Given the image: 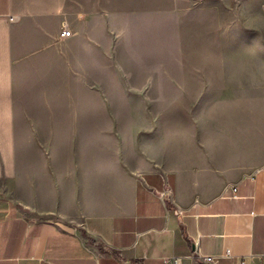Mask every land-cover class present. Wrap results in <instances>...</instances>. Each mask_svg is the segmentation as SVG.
<instances>
[{
  "label": "crops",
  "instance_id": "0c3cea01",
  "mask_svg": "<svg viewBox=\"0 0 264 264\" xmlns=\"http://www.w3.org/2000/svg\"><path fill=\"white\" fill-rule=\"evenodd\" d=\"M252 1L259 41L229 44L226 8L206 2L0 0V264H203L195 245L264 264V0ZM64 23L74 34L60 39ZM164 32L174 110L158 166L74 160L67 110L100 89L144 97L132 75L163 73Z\"/></svg>",
  "mask_w": 264,
  "mask_h": 264
},
{
  "label": "rangeland",
  "instance_id": "374dc122",
  "mask_svg": "<svg viewBox=\"0 0 264 264\" xmlns=\"http://www.w3.org/2000/svg\"><path fill=\"white\" fill-rule=\"evenodd\" d=\"M195 1L226 8L229 44L259 41L257 31L251 27L253 19L243 18L247 10H256L257 5L252 0ZM173 45L170 35L164 32L163 73L151 76L156 82L140 83L135 81L137 76L132 75V90L144 97L105 98L102 96L112 93L100 89V97L92 100V106L75 104L74 110H67V121L73 123L69 131L74 160L92 161L100 172L119 167L140 171L158 166L153 159L156 144L160 145L162 135L167 133L162 129L170 122V113L174 110L170 83Z\"/></svg>",
  "mask_w": 264,
  "mask_h": 264
},
{
  "label": "built area",
  "instance_id": "2783aa9c",
  "mask_svg": "<svg viewBox=\"0 0 264 264\" xmlns=\"http://www.w3.org/2000/svg\"><path fill=\"white\" fill-rule=\"evenodd\" d=\"M10 20H14V17H10ZM68 25L69 24H67V23H64L63 25H61L62 27H61L59 35H58L60 39L69 38L74 34L72 28ZM192 255L195 258H197L199 262H201L203 264H219L221 257L222 256H230V252L226 251L222 255H213V254H205L204 255L203 253L200 252L198 246L195 245V248L193 249ZM163 260H164V264H181V261H182L180 256H171V257H167Z\"/></svg>",
  "mask_w": 264,
  "mask_h": 264
}]
</instances>
